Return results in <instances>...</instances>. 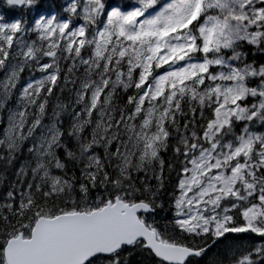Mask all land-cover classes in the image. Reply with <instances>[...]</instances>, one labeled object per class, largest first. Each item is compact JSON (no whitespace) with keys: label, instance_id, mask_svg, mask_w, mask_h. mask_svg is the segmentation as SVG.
Returning <instances> with one entry per match:
<instances>
[{"label":"snow or ice","instance_id":"snow-or-ice-1","mask_svg":"<svg viewBox=\"0 0 264 264\" xmlns=\"http://www.w3.org/2000/svg\"><path fill=\"white\" fill-rule=\"evenodd\" d=\"M3 2L0 264H264V0Z\"/></svg>","mask_w":264,"mask_h":264},{"label":"trees","instance_id":"trees-1","mask_svg":"<svg viewBox=\"0 0 264 264\" xmlns=\"http://www.w3.org/2000/svg\"><path fill=\"white\" fill-rule=\"evenodd\" d=\"M61 2H62V0H59V3H61ZM108 2L110 4L117 5V6H120V5L126 6L125 0H108ZM41 5L44 7L45 3H42ZM60 5L58 7H56V6H53L52 3L50 2V4L48 6H46L45 8L47 11L58 10V9H60ZM0 7H1L0 8V14H4L6 16V18H8V19H11L12 17L19 18L21 16H23L24 18L27 17L26 15L21 14L20 11H16V10L13 11V10L7 9V7L4 4H1V2H0ZM55 12H57V11H55ZM29 18H31V17H29ZM253 58H255L257 61L264 60V54L256 53L255 57H253L250 53L249 59H253ZM62 67H63V65H62ZM3 75L4 74L2 72H0V79L3 78ZM28 78H30V76L26 72L24 74V77H23L21 83L24 84V82H26V80H28ZM58 83H61V82L58 81ZM49 100H50V106H49L50 108L53 107L58 100L62 101L64 103H71L74 100V95L72 92V85L69 84L65 88V91L63 93L56 91L54 94V97H49ZM16 103H17V97L13 96L12 100L9 101V105L12 106V105H15ZM49 115H50V112H49ZM2 126L3 125H0V128H3ZM66 126H67V124H65V127ZM26 157H27V153L25 152L21 159H18L17 161L14 162L13 166H9L4 161L0 160V193H2L3 188L6 187L9 182H14L15 177L13 175V172L15 170V165L22 163L23 158H26ZM160 215L162 218L167 219V218L171 217V212L161 211ZM241 235L246 236L247 234H241ZM221 247L223 248V246H221ZM217 251H220V249H218Z\"/></svg>","mask_w":264,"mask_h":264},{"label":"rangeland","instance_id":"rangeland-1","mask_svg":"<svg viewBox=\"0 0 264 264\" xmlns=\"http://www.w3.org/2000/svg\"><path fill=\"white\" fill-rule=\"evenodd\" d=\"M0 114L4 115V113H0Z\"/></svg>","mask_w":264,"mask_h":264}]
</instances>
